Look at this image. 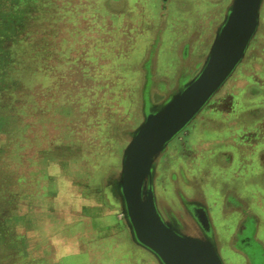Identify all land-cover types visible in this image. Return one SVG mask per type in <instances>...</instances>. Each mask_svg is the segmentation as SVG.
<instances>
[{
    "label": "rangeland",
    "instance_id": "374dc122",
    "mask_svg": "<svg viewBox=\"0 0 264 264\" xmlns=\"http://www.w3.org/2000/svg\"><path fill=\"white\" fill-rule=\"evenodd\" d=\"M228 2L0 0V264H134L143 251L126 243L118 252L128 229L107 178L142 119L143 97L157 104L163 87L171 93L179 75L197 72ZM260 20L264 31V2ZM256 38L222 87L264 62ZM204 118L192 124L213 127ZM191 125L162 154L158 190L184 186L180 171L188 183L200 148ZM254 175L242 186L264 202V175Z\"/></svg>",
    "mask_w": 264,
    "mask_h": 264
},
{
    "label": "water",
    "instance_id": "95a60500",
    "mask_svg": "<svg viewBox=\"0 0 264 264\" xmlns=\"http://www.w3.org/2000/svg\"><path fill=\"white\" fill-rule=\"evenodd\" d=\"M161 2L165 8L167 0ZM262 3L229 0L195 75L161 102L150 105L145 100L141 121L128 133L120 167L107 178L105 193L119 207L132 242L158 264H224L202 208L191 209L195 233L163 219L156 205L155 169L169 142L196 118L245 58L260 24Z\"/></svg>",
    "mask_w": 264,
    "mask_h": 264
},
{
    "label": "flooded vegetation",
    "instance_id": "af4514ba",
    "mask_svg": "<svg viewBox=\"0 0 264 264\" xmlns=\"http://www.w3.org/2000/svg\"><path fill=\"white\" fill-rule=\"evenodd\" d=\"M261 25L262 22L260 20L258 30L253 36V38L257 37L253 48L259 50L261 49L260 45L263 43L264 39V31ZM195 73L190 75V73L187 72L179 75V78L174 82L176 84L174 87L182 83V78L184 76L192 77ZM251 83L252 85L248 90H250L254 96H260L264 93V65L256 69ZM174 87L171 89L173 90ZM164 88L165 87L162 88L161 92L164 96L166 95L164 97L166 98L170 94V88L168 90L166 88V91H163ZM145 97H143V103L145 100L148 101L147 97ZM213 97L207 103L208 105L212 102ZM196 118H194L193 121L195 119L196 122L197 120L201 121L204 117L199 114ZM204 120L206 119L204 118ZM193 121L188 125H191ZM195 125L196 124L190 128V133H188V135L190 134L189 140H191L193 146H196V143H198L199 139L203 136V127L200 128ZM182 132H180V134ZM224 133L226 135L231 134V139L234 140L236 144L233 142L230 148L225 146L227 149L218 150L216 153H209L207 149L200 151L201 153L199 152L198 157H195L196 160L191 164L189 169L191 178L192 176L194 178L192 179V184L184 181V175L178 170L180 171L179 174H181L180 177L184 186H180L179 184L181 183L179 181V184L172 185L171 190L166 191L163 187L158 190L156 182L159 177L158 168L162 156L159 158L155 169L154 180L157 209L163 219L171 221L177 227L183 224L184 227H188V231L195 233L198 228L196 227L197 224L192 216L191 209L202 208L208 220L210 235L224 264H264V239L260 234V224L264 221V209L259 206L260 202L261 204L264 202L261 200L258 202L261 192H257L253 187L245 189L242 186L243 181L250 185H252V182L254 183L256 181L254 173H258V176L264 175V154L259 152L252 154L253 158H250V162L243 164L240 161L241 154L238 152V146L245 143V138L249 136L243 137L244 132L236 129H233L231 133H229L228 129L224 131ZM261 156L263 158L260 159ZM213 157L216 158L218 164L214 162L211 163ZM197 159H199V161ZM233 159L235 160L234 162ZM197 161L199 164H197ZM257 162L261 163L262 166H255L254 163L257 164ZM208 164H212L216 172L223 174V179L209 176ZM245 167H249V176L247 178L242 177V169ZM253 170H256V172ZM196 174L200 175L198 178L199 180L195 178ZM262 182L263 181H261L260 184L262 192L264 193V185ZM197 184L200 186V190H197ZM261 195L263 194L261 193ZM251 239H255V244H251ZM236 257H238V263H235Z\"/></svg>",
    "mask_w": 264,
    "mask_h": 264
},
{
    "label": "crops",
    "instance_id": "0c3cea01",
    "mask_svg": "<svg viewBox=\"0 0 264 264\" xmlns=\"http://www.w3.org/2000/svg\"><path fill=\"white\" fill-rule=\"evenodd\" d=\"M243 61H244L243 65H246V61L245 60ZM263 65L264 62H262V60L258 58L256 62L252 64V68L254 72L252 75H250L251 77H248L247 74H246L247 76L243 74L242 76H246V77H242L241 75H239V72L238 74H235L234 78H236V76H238L239 78L236 79L232 78L233 80L229 84L227 83L225 87H221L219 91L214 95L212 102H210L209 105L207 104L208 106L207 105L205 106L206 108L205 116L203 117H207L205 118L206 120H211L213 123V127L203 130L201 129L203 131L202 132L203 136L199 139L198 143H196L195 146L200 148L198 153H194L193 155L190 156L191 159L189 162V166H191V164L195 162L196 160L195 157H198L199 152L203 151L204 149H207V151L209 150V153L210 152L216 153V151L218 150L227 149L225 148V146L230 148L234 140L231 139V134L226 135L224 133V131L228 129H229V133H231L233 129H236L244 132L243 137H247V135L249 136L245 138L244 140L245 143H242L238 146V150H239L238 152H240L241 154L240 161L243 164L244 163L247 164L248 162H250L251 160L250 158H253L252 154H255L257 152L264 154V97H262L263 98L262 100H259V96H254L253 94H252V98L251 96H247V94L250 91L248 90V88L252 85L251 82L253 81V77L256 69H258V67L260 66L263 67ZM233 97H235L236 100ZM222 100L227 102L225 106L222 105L221 102ZM215 103L220 104L219 107L214 106ZM250 137H252V139H250ZM234 143L236 144V142ZM261 158L263 157L261 156L260 159ZM197 160L199 161V159ZM198 161L197 164H199ZM234 161L235 160L233 159V162ZM212 162L218 164L215 157L212 158L211 163ZM188 174H189L188 182L189 184H192L193 183L192 179L194 178L193 176L191 178L190 172ZM242 174H243L242 175L243 178H247L249 176V167L243 168ZM208 175L218 179H223L222 177H224L223 174L215 171V168L212 167V164L208 166ZM199 176H200L199 174H196L195 178L199 180L198 179ZM259 176L262 177L263 175H259ZM258 202H260V198ZM261 208L264 209V206L262 205ZM263 225H264V221L261 222L260 227H262ZM261 237L264 239V235ZM123 241L124 242L121 243V245L119 244L118 246V252L126 253V250L124 248L127 243V248L128 247L140 248L144 253V254L140 253L139 256H135L138 254H135L131 249L130 251L134 253L132 254V256H134L133 259L131 260L132 263L150 264L151 262L153 264H158L156 259L148 251H146L142 247L132 242L129 232L126 235V237H124Z\"/></svg>",
    "mask_w": 264,
    "mask_h": 264
},
{
    "label": "trees",
    "instance_id": "16d2710c",
    "mask_svg": "<svg viewBox=\"0 0 264 264\" xmlns=\"http://www.w3.org/2000/svg\"><path fill=\"white\" fill-rule=\"evenodd\" d=\"M177 137V136H176Z\"/></svg>",
    "mask_w": 264,
    "mask_h": 264
}]
</instances>
